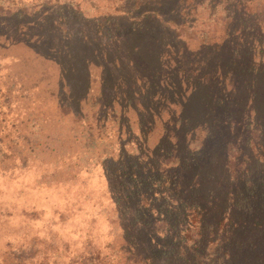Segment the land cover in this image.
Segmentation results:
<instances>
[{
    "label": "rangeland",
    "instance_id": "rangeland-1",
    "mask_svg": "<svg viewBox=\"0 0 264 264\" xmlns=\"http://www.w3.org/2000/svg\"><path fill=\"white\" fill-rule=\"evenodd\" d=\"M53 5L0 26V264H12L31 242L50 244L56 264H83V257L87 264L90 256L132 264L126 239L139 245L123 204L134 198H124L130 181L121 179L139 155L147 167L187 158L190 180L196 174L212 190L244 187L247 170L261 165L247 154L250 138L264 141V26L227 31L219 9L197 6L188 11L192 28L156 23L140 38H101L83 18L53 24ZM81 7L86 16L103 10L98 0ZM69 55L78 63L73 72L64 69ZM200 145L202 165L195 157L189 164ZM184 239L157 263H211L206 245L195 250ZM252 242L239 252L227 247L233 264L264 260V231Z\"/></svg>",
    "mask_w": 264,
    "mask_h": 264
},
{
    "label": "trees",
    "instance_id": "trees-1",
    "mask_svg": "<svg viewBox=\"0 0 264 264\" xmlns=\"http://www.w3.org/2000/svg\"><path fill=\"white\" fill-rule=\"evenodd\" d=\"M84 1L0 0V26L14 20L23 24L25 18L40 11V8L35 10L36 8L49 4H55L51 9L55 15L53 24L64 25L65 21L83 18L96 29L101 38L115 33L140 38L157 26L156 23L192 28L196 21L193 16L188 15V11L197 6L209 7L210 10L219 9L223 14L222 24L227 31L232 29L239 33H259L263 30L261 26H264V0H98L103 10L92 16H86L88 10L81 7ZM3 17L9 19L1 20ZM2 34L0 27V35ZM226 46L227 42L224 47ZM53 48L56 49V45ZM220 50L221 48L217 49ZM68 57L69 61L64 64V69L68 65V71L73 72L78 63L74 58L71 64V55ZM233 61L229 60V63L233 64ZM61 66L63 67L62 64ZM65 83L71 87L66 79ZM101 86L103 87L102 84ZM258 129L255 128L254 131ZM208 139H211V143L218 142V139ZM221 139L231 143L227 138ZM200 143L203 144L204 140ZM249 143L252 154H247V160L253 158L254 164L261 165H254L251 173L247 170L244 187L232 183L236 190L231 183L222 189L202 188L199 180L195 179L196 174L190 180L188 166L184 165L187 158L182 162L178 159L174 162L175 165L169 167L167 162L158 163L155 167L148 164L147 167L144 163L145 155H139V162L129 167V173L121 179L122 182L130 181L122 186L126 190L124 198H134L131 207L123 204L125 210L131 209L125 222L132 231V238L139 245L137 248L135 242L126 239L130 246L127 245L123 252L130 256L132 264H158L160 256L173 251L176 240L182 238L195 243V250L199 249V244L206 245V249L213 253L210 264H233L234 261L227 256V247L239 252L245 245L252 246L253 237L264 231V141L253 136ZM202 151L201 145L196 146L194 152L188 155L189 164L194 157V164H199L204 158ZM120 161L117 167L123 171L125 163L122 159ZM225 196L234 199H229L228 204L221 203ZM119 201L123 202L120 198L115 203ZM180 224H183L182 228ZM227 227L231 233L228 236ZM49 245L41 249L31 242L29 247L17 249L21 254L11 256L12 264L13 261L15 264H56L55 251ZM7 249V252L16 250L9 246ZM179 249L184 252L187 247L181 244ZM90 257L87 264H112L111 261L102 263L97 256V261L94 262ZM126 263L130 264L129 261ZM194 264L199 263L195 261ZM251 264H264V260H256Z\"/></svg>",
    "mask_w": 264,
    "mask_h": 264
}]
</instances>
